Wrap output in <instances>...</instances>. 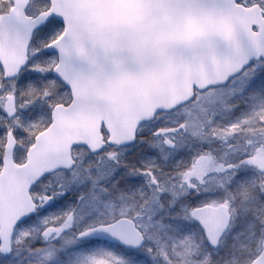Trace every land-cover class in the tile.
<instances>
[{"label":"snow or ice","instance_id":"6c2138e0","mask_svg":"<svg viewBox=\"0 0 264 264\" xmlns=\"http://www.w3.org/2000/svg\"><path fill=\"white\" fill-rule=\"evenodd\" d=\"M0 264H264V0H0Z\"/></svg>","mask_w":264,"mask_h":264}]
</instances>
